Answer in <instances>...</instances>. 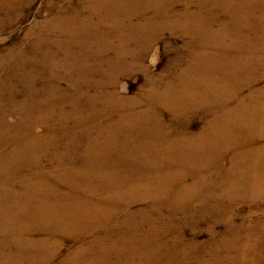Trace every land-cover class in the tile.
<instances>
[{
  "label": "rangeland",
  "instance_id": "374dc122",
  "mask_svg": "<svg viewBox=\"0 0 264 264\" xmlns=\"http://www.w3.org/2000/svg\"><path fill=\"white\" fill-rule=\"evenodd\" d=\"M0 264H264V0H0Z\"/></svg>",
  "mask_w": 264,
  "mask_h": 264
}]
</instances>
